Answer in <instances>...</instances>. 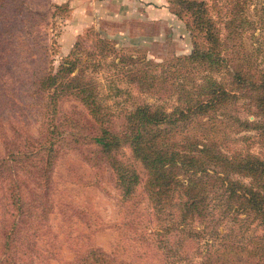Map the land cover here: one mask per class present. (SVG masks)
I'll return each mask as SVG.
<instances>
[{
  "label": "trees",
  "instance_id": "1",
  "mask_svg": "<svg viewBox=\"0 0 264 264\" xmlns=\"http://www.w3.org/2000/svg\"><path fill=\"white\" fill-rule=\"evenodd\" d=\"M167 3L187 30L188 53L153 62L143 50H117L98 35L77 39L54 71L32 73L27 92L45 95L38 136H21L0 122V264L34 263L48 233L53 163L73 144L91 169L106 166L121 202L141 185L162 264H264V235L231 240L230 232L217 230L206 201L219 187L230 219L241 212L264 228V0ZM107 58L113 72L101 83L94 73ZM129 88L155 102L117 110L115 98ZM65 97L85 116L56 122ZM163 99L172 100L169 111ZM4 102L1 96L0 107ZM253 144L258 151L250 150ZM68 264L133 263L90 245Z\"/></svg>",
  "mask_w": 264,
  "mask_h": 264
},
{
  "label": "rangeland",
  "instance_id": "2",
  "mask_svg": "<svg viewBox=\"0 0 264 264\" xmlns=\"http://www.w3.org/2000/svg\"><path fill=\"white\" fill-rule=\"evenodd\" d=\"M91 35L109 39L117 50H143L153 62L186 54L191 46L187 30L170 12L167 0H0V97L5 99L0 122L4 129L10 124L21 136H38L45 121V95L27 92L32 73L54 71L77 39L87 43ZM251 41L248 34L243 35L245 50ZM108 60L94 73L101 83L105 76H112ZM115 99L117 110L155 102L132 88ZM159 103L166 111L173 104L171 99ZM58 108L56 122L85 116L72 97L63 98ZM59 129L63 136L68 135L67 124ZM73 146L62 147L55 157L49 176L48 233L39 239L33 264H68L75 252L90 245L133 264H162L146 216V202L140 195L141 185L132 200L121 202L106 166L101 165L97 172L91 169L81 148ZM249 148L258 151L255 144ZM222 199L219 187L207 193L209 216L220 233L230 232L233 241L264 235L262 225L250 222L241 212L231 213L230 219L229 213L223 212ZM198 247L205 248L203 241ZM187 255L192 258L193 253Z\"/></svg>",
  "mask_w": 264,
  "mask_h": 264
}]
</instances>
